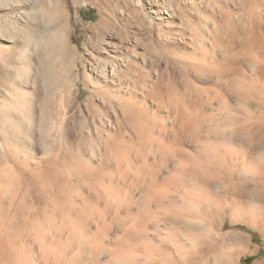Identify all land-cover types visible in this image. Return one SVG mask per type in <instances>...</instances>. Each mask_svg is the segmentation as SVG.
Listing matches in <instances>:
<instances>
[{
    "label": "rangeland",
    "instance_id": "rangeland-1",
    "mask_svg": "<svg viewBox=\"0 0 264 264\" xmlns=\"http://www.w3.org/2000/svg\"><path fill=\"white\" fill-rule=\"evenodd\" d=\"M261 39L264 0H0V264H264V111L219 75Z\"/></svg>",
    "mask_w": 264,
    "mask_h": 264
},
{
    "label": "bare ground",
    "instance_id": "bare-ground-1",
    "mask_svg": "<svg viewBox=\"0 0 264 264\" xmlns=\"http://www.w3.org/2000/svg\"><path fill=\"white\" fill-rule=\"evenodd\" d=\"M230 41V40H229ZM243 45V44H242ZM246 46V45H245ZM250 46V45H249ZM248 47V46H247ZM225 48V47H224ZM230 48V47H227ZM244 48V47H243ZM226 49V48H225ZM252 51H255L254 54H244V49H240L238 54L236 53H231V50H227L226 55H227V67L224 70H220L219 75L222 77H225L227 79V83H230V87H231V93L237 98V100L239 101L238 105H236L235 107H229L227 104L225 105V110H229V114L228 117L229 119H231V121H229V124H233L236 129V131L238 133H246V131L252 127V123H251V119H253L254 117H260L259 115H261V112L264 111V39H261L260 42H257L256 45L252 48ZM249 63L251 65V68L254 69V76H253V80L255 82H257V84H252L249 83V81L247 80V77L245 75V73L240 69V67H237V65L239 66H244L245 63ZM243 69V68H242ZM234 75V76H238V78L236 79H230V77ZM233 80V81H232ZM233 96V97H234ZM16 114V113H15ZM233 114H237L233 115ZM259 114V115H258ZM31 117V115H30ZM2 118V117H1ZM195 118V117H194ZM197 118V117H196ZM26 120V118H25ZM30 120V119H29ZM33 120V119H32ZM195 119L190 118L189 120H183L181 121L180 126L184 127L187 126V130L188 132H196L198 135L200 133V129L202 127V122L201 124H195V126L192 124V122H194ZM30 122V121H29ZM32 122V121H31ZM196 122V121H195ZM23 123V122H22ZM35 123V122H34ZM17 124V123H16ZM24 124V123H23ZM27 124V121H26ZM30 125V123H29ZM33 126V123L31 124ZM30 125V126H31ZM29 126V128H30ZM189 126V128H188ZM18 127V126H17ZM16 127V128H17ZM194 127V128H193ZM27 128V127H26ZM25 128V129H26ZM28 128V129H29ZM234 129V130H235ZM32 131V130H31ZM51 132V131H50ZM12 133V132H11ZM28 135V134H27ZM15 136V135H14ZM23 136V135H22ZM26 136V135H25ZM36 137V136H35ZM196 137V136H195ZM234 135L231 133L230 134V142L233 143V139H234ZM21 139V137H20ZM28 139V138H27ZM31 139V138H30ZM22 140V139H21ZM35 140V139H34ZM15 141V140H14ZM16 142V141H15ZM23 142V141H22ZM27 142V141H26ZM19 143V142H18ZM33 143V142H32ZM216 143V141H215ZM21 144V143H20ZM219 144V143H218ZM2 145V144H1ZM216 145V144H215ZM217 153V152H216ZM224 153V152H223ZM221 153V154H223ZM214 154V153H213ZM218 155V154H217ZM221 156V155H220ZM226 156V155H225ZM227 157H231L230 154H227ZM204 158V157H203ZM243 158H246V155L243 156ZM200 159V158H199ZM225 163V162H224ZM212 165V164H211ZM104 174V173H103ZM51 190V189H50ZM24 195V194H23ZM22 197H20L21 199H24ZM25 196V195H24ZM228 197V196H227ZM20 199V200H21ZM25 200V199H24ZM23 200V201H24ZM12 201V199H11ZM23 201H20V203H22ZM19 203V202H18ZM15 205V204H14ZM22 206V204H21ZM26 206V205H25ZM23 206V207H25ZM16 207V205H15ZM22 207V208H23ZM20 209V208H19ZM17 210V209H15ZM15 212V211H14ZM19 212V210H18ZM17 213V212H16ZM32 216V214H31ZM10 218H14L11 216ZM24 218V217H22ZM13 221V220H12ZM11 221V222H12ZM15 221V220H14ZM16 223V222H15ZM21 223V222H19ZM23 223V222H22ZM12 225V224H11ZM24 225V223L22 224ZM7 226V225H6ZM9 226V225H8ZM7 228H10L8 227ZM17 226V225H16ZM15 226V227H16ZM21 226V224H20ZM29 226V225H27ZM24 227V226H21ZM6 228V229H7ZM13 229V228H12ZM18 230V229H17ZM22 231V229H21ZM16 232V231H15ZM20 232V231H18ZM17 232V233H18ZM23 232V231H22ZM25 232V231H24ZM23 232V233H24ZM21 233V232H20ZM10 234V233H9ZM8 234V235H9ZM12 234V233H11ZM15 234V233H14ZM5 235V234H4ZM19 235H22L19 234ZM18 235V236H19ZM2 236V235H1ZM12 236V235H11ZM17 236V235H16ZM15 236V237H16ZM23 236V235H22ZM18 238V237H17ZM21 238V237H19ZM3 239V238H2ZM5 241V240H4ZM7 241V240H6ZM21 241V240H19ZM1 242V241H0ZM3 243V240H2Z\"/></svg>",
    "mask_w": 264,
    "mask_h": 264
}]
</instances>
